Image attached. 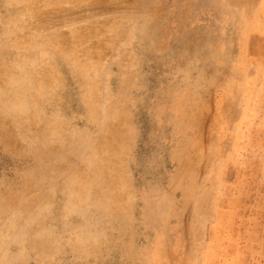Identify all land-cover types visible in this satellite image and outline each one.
I'll return each mask as SVG.
<instances>
[{"label": "rangeland", "instance_id": "obj_1", "mask_svg": "<svg viewBox=\"0 0 264 264\" xmlns=\"http://www.w3.org/2000/svg\"><path fill=\"white\" fill-rule=\"evenodd\" d=\"M0 219V264H264V0H0Z\"/></svg>", "mask_w": 264, "mask_h": 264}, {"label": "bare ground", "instance_id": "obj_2", "mask_svg": "<svg viewBox=\"0 0 264 264\" xmlns=\"http://www.w3.org/2000/svg\"><path fill=\"white\" fill-rule=\"evenodd\" d=\"M46 14V13H45ZM26 94V93H25ZM8 108V107H7ZM29 111V110H28ZM16 112V111H15ZM21 115V114H20ZM16 116V115H15ZM18 116V115H17ZM27 116V115H26ZM17 120V119H16ZM13 122V121H12ZM51 127V126H50ZM113 168V167H112ZM92 169V168H91ZM97 171V170H94ZM113 174V173H112ZM95 175V174H94ZM6 213V212H5ZM20 216V215H19ZM1 220V219H0ZM4 223V222H3ZM2 227V226H1ZM4 228V227H3Z\"/></svg>", "mask_w": 264, "mask_h": 264}]
</instances>
